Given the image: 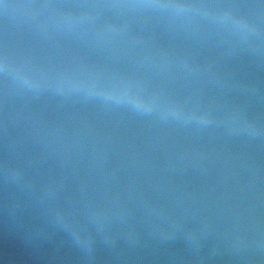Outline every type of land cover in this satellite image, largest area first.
Wrapping results in <instances>:
<instances>
[{
  "label": "water",
  "instance_id": "water-1",
  "mask_svg": "<svg viewBox=\"0 0 264 264\" xmlns=\"http://www.w3.org/2000/svg\"><path fill=\"white\" fill-rule=\"evenodd\" d=\"M44 2L114 0H0V58L38 74H0V264H264V54L208 22L15 9ZM112 84L171 103L141 111Z\"/></svg>",
  "mask_w": 264,
  "mask_h": 264
},
{
  "label": "clouds",
  "instance_id": "clouds-1",
  "mask_svg": "<svg viewBox=\"0 0 264 264\" xmlns=\"http://www.w3.org/2000/svg\"><path fill=\"white\" fill-rule=\"evenodd\" d=\"M6 9L8 6H5ZM127 9L133 12H150L151 14L181 23L208 22L219 31L227 33L236 43L243 45L258 54H264V0H250L245 4L236 0H141V2L88 3L82 6V11L73 15L62 11L63 5L44 3H24L16 5L20 16L40 17L44 26L56 25L61 21H83L90 18V12L99 8ZM0 74L13 76L22 83H29L37 77V73L26 72L22 67L12 68L8 57L0 58ZM95 83L92 87H96ZM107 88L103 94L105 99L117 103L126 102L141 111H150L153 106H169L171 102L158 100L133 89L130 85L112 84L101 86ZM3 178L7 183L9 173L7 165L3 169ZM71 223V222H70ZM74 231L79 225H71ZM260 242L256 250L264 253V218L258 221ZM79 242V237H76ZM91 243V238H86Z\"/></svg>",
  "mask_w": 264,
  "mask_h": 264
},
{
  "label": "snow or ice",
  "instance_id": "snow-or-ice-1",
  "mask_svg": "<svg viewBox=\"0 0 264 264\" xmlns=\"http://www.w3.org/2000/svg\"><path fill=\"white\" fill-rule=\"evenodd\" d=\"M261 205L264 206V191L261 193V199H260Z\"/></svg>",
  "mask_w": 264,
  "mask_h": 264
}]
</instances>
